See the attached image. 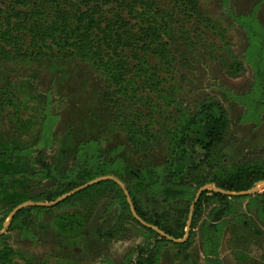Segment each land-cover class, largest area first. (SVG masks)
Segmentation results:
<instances>
[{"label":"rangeland","instance_id":"1","mask_svg":"<svg viewBox=\"0 0 264 264\" xmlns=\"http://www.w3.org/2000/svg\"><path fill=\"white\" fill-rule=\"evenodd\" d=\"M105 1L93 6L102 26L123 24V16L131 33L142 34L145 25L127 7L136 3L137 12L159 10L170 21L161 37L167 59L140 52L155 69L148 78L155 85L131 90L134 99L69 49L22 29L10 26L12 40L1 44L10 54L0 56V93L7 100L0 107V233L11 223L0 234V264H132L135 250L149 244L158 245L159 264H264L263 184L251 195H228L232 208L219 222L212 216L218 202L204 201L188 229L200 190L210 185L203 193L215 192L213 178L245 164L264 167V0H197L200 14L191 18L180 16L177 0ZM31 7L1 0L0 28L17 24L18 13ZM142 76L134 78L141 85ZM210 101L226 109L228 132L211 165L193 170L203 151L174 159L169 131ZM141 173L146 181L133 178ZM104 176L121 180L148 218L176 231L185 224L183 241L151 240L116 182L51 207L27 206L10 219L23 203L55 202L44 196L68 182ZM168 179L186 182L184 198L160 194Z\"/></svg>","mask_w":264,"mask_h":264},{"label":"trees","instance_id":"2","mask_svg":"<svg viewBox=\"0 0 264 264\" xmlns=\"http://www.w3.org/2000/svg\"><path fill=\"white\" fill-rule=\"evenodd\" d=\"M100 1L9 0L11 6L32 5V7L29 11L18 13L16 18L19 22L17 24H12V26L9 22L7 29L0 28V56L10 54L1 45L3 42H6L5 40H12V30L9 27L11 26L12 29H22L37 40L50 41L60 49H69L73 55L87 64L96 74L106 78L113 87L118 86L119 93H122L126 100L128 98L134 99L135 95H129L131 90L134 89V92H137L140 86L143 87L149 84L153 88L155 85L154 79H148L149 76L156 77L155 69L148 60V54L141 55L140 52L148 49L153 56L160 55L167 59L169 50L167 49V43L161 42V37L162 32L166 33L170 31V21L166 20L164 22L165 17L168 16L162 15L163 12L159 10L153 11L149 9L142 13L137 12L133 8L139 4L136 3L134 6L133 4H127V7L130 9V14L135 13L132 17L139 19L140 24L145 25L139 28V32L142 34L131 33L129 27L130 21L123 18V16H120L123 24H120L119 20H117L114 23L102 26L103 20L95 16L93 8L94 4H98ZM109 1L111 2V0H106L105 3ZM116 1L119 2V0ZM177 3L180 16L184 18H191L200 14L197 0H177ZM127 51L129 52L127 53ZM0 60L2 61L3 59L1 58ZM131 75H134V77L132 78ZM142 75H145V78L141 85L134 78L141 79ZM137 99H140V101L146 100V98L140 97ZM6 102V98L0 93V107ZM213 114L217 116L213 117ZM227 132L228 118L226 109L216 102H203L197 107L196 112L188 116L184 115L181 119H178L177 127L173 131H169L172 145L171 153L174 155V159H177L182 154H195L196 149L200 147L203 151L202 159L192 169H199L204 164L211 165L210 158L219 145L226 139ZM169 162L171 163L173 160ZM127 170H130V168H127ZM104 174L106 175L107 173ZM133 178L141 181L147 180L146 176L142 173L133 175ZM91 180H93L92 177L88 179V182ZM168 181L169 183L163 187L160 194L165 195L166 200L184 198L188 192V188L184 186L186 182L175 185L171 183L170 179ZM263 181L264 167H259L256 164H245L227 176L213 178L211 182L215 184L217 189L239 193L249 191ZM84 184L83 182H68L66 189L61 192L47 194L43 200L48 202L55 201ZM108 184L117 185L113 181H103L87 189H94ZM129 192L136 211L143 220L163 230L173 240L184 238L185 224H183L182 229L176 231L166 227L161 218L156 217L154 220L148 218L137 196L130 189ZM208 194L209 192H206L199 197L193 208V216L196 219L204 201L213 198L219 204V207L212 212L213 221L219 222L232 208L229 196L217 191L213 192L212 196ZM123 197L129 209L124 194ZM258 198L261 199L264 208V190L258 194ZM189 208L186 209V219ZM26 211H19L15 217L26 213ZM138 224L151 234L149 237L151 240L156 239L158 243L160 241L170 242L168 238L161 236L153 229L142 225L140 222ZM191 228L193 229V224H191ZM134 253L135 258L132 260V264H159V248L157 244L139 247Z\"/></svg>","mask_w":264,"mask_h":264},{"label":"water","instance_id":"3","mask_svg":"<svg viewBox=\"0 0 264 264\" xmlns=\"http://www.w3.org/2000/svg\"><path fill=\"white\" fill-rule=\"evenodd\" d=\"M107 180H112L114 182H116L117 184H119L123 189H124V194L127 198V201H128V204H129V207H130V210L132 212V215L134 216V218L140 222L142 225L146 226V227H149L151 229H153L154 231H156L158 234H160L161 236L163 237H166L168 238L169 240L171 241H175V242H182L183 240H173L172 237H170L166 232H164L163 230L159 229L158 227L154 226V225H151L149 223H147L145 220H143L137 213L136 211V208L133 204V201H132V198H131V195L129 193V191L125 188V185L124 183L119 180L118 178L114 177V176H104V177H101V178H96V179H93L91 181H89L88 183L72 190L71 192L59 197L55 202H52V203H46V202H31V203H23L21 205H19L18 207L15 208V210L11 213L10 215V219L12 220L13 217L15 216V214L20 211L21 209L27 207V206H42V207H51V206H54L60 202H63L65 200H67L68 198L74 196L75 194L81 192L82 190H85L95 184H98L100 182H103V181H107ZM260 184H263L264 185V181L263 182H260L257 184L260 185ZM257 186L254 187L253 189L249 190V191H246V192H239V193H236V195L238 196H244V195H251L253 193H255L257 191ZM211 188L210 185H206L204 188H202L199 192V195L197 196L196 198V201L195 203L193 204L192 208L195 206V204L197 203V201L199 200V197L201 196V194L207 190ZM215 191L217 192H220V193H224V194H227V195H232L233 193L232 192H227V191H224L222 189H217L215 188ZM192 218H193V213L191 212L190 215H189V218H188V229L190 228L191 226V222H192ZM11 222H6L4 224V230L0 233V234H3L4 231H5V228H7V226L10 224Z\"/></svg>","mask_w":264,"mask_h":264}]
</instances>
